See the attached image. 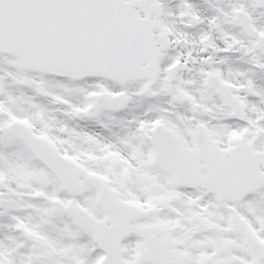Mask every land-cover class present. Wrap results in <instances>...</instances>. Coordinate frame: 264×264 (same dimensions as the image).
<instances>
[{"label": "snow or ice", "instance_id": "snow-or-ice-1", "mask_svg": "<svg viewBox=\"0 0 264 264\" xmlns=\"http://www.w3.org/2000/svg\"><path fill=\"white\" fill-rule=\"evenodd\" d=\"M0 264H264V0H0Z\"/></svg>", "mask_w": 264, "mask_h": 264}]
</instances>
